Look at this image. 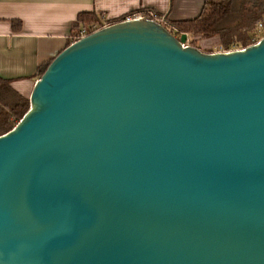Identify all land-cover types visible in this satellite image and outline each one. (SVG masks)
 Segmentation results:
<instances>
[{"label":"water","instance_id":"obj_1","mask_svg":"<svg viewBox=\"0 0 264 264\" xmlns=\"http://www.w3.org/2000/svg\"><path fill=\"white\" fill-rule=\"evenodd\" d=\"M187 40L132 17L52 58L0 135V264H264V36Z\"/></svg>","mask_w":264,"mask_h":264},{"label":"crops","instance_id":"obj_2","mask_svg":"<svg viewBox=\"0 0 264 264\" xmlns=\"http://www.w3.org/2000/svg\"><path fill=\"white\" fill-rule=\"evenodd\" d=\"M205 1L0 0V78L28 99L40 70L87 24V19L78 21L81 14L83 18L98 17L102 24L138 13L167 21L189 20L200 13ZM196 39L198 46L219 50L216 37Z\"/></svg>","mask_w":264,"mask_h":264},{"label":"trees","instance_id":"obj_3","mask_svg":"<svg viewBox=\"0 0 264 264\" xmlns=\"http://www.w3.org/2000/svg\"><path fill=\"white\" fill-rule=\"evenodd\" d=\"M144 16L153 18L149 13ZM86 19L84 26L102 24L98 17L83 18L82 14L78 21ZM153 19L160 20L158 16ZM161 23L177 36L186 33L189 44L198 48L196 38L212 37L218 38L220 49L242 48L264 36V0H206L193 19H165V23ZM47 65L40 70L39 76ZM9 84L8 80L0 78V135L11 129L29 106V100L15 93Z\"/></svg>","mask_w":264,"mask_h":264},{"label":"built area","instance_id":"obj_4","mask_svg":"<svg viewBox=\"0 0 264 264\" xmlns=\"http://www.w3.org/2000/svg\"><path fill=\"white\" fill-rule=\"evenodd\" d=\"M150 15L154 17L153 14H150ZM140 16H143V15L141 13L132 14V16L126 17L124 19H129V18H132V17H140ZM158 21L165 23V20L164 19H160ZM107 24H97V23H93L90 26H82L80 29H78V31L76 32V34L74 36H72V39H73L72 41L77 40V39H79V38H81L83 36H86L87 34L93 32V31H95V30H97V29H99V28H101V27H103V26H105ZM187 43H188V40H187ZM229 50H233V48L232 49H229ZM218 51H228V50L222 49V50H218Z\"/></svg>","mask_w":264,"mask_h":264},{"label":"rangeland","instance_id":"obj_5","mask_svg":"<svg viewBox=\"0 0 264 264\" xmlns=\"http://www.w3.org/2000/svg\"><path fill=\"white\" fill-rule=\"evenodd\" d=\"M212 38H214V37H212ZM188 44H189V42H188ZM249 45V44H248ZM201 46V47H200ZM199 47L201 48V49H203L202 51H205V52H211V51H209V50H211V49H209V47H206V45H200ZM247 46V45H246ZM219 48V50H222V49H220V46L218 47ZM237 48H241V47H237ZM237 48H233V49H237ZM16 97H14V99H15ZM0 109H1V107H0Z\"/></svg>","mask_w":264,"mask_h":264}]
</instances>
